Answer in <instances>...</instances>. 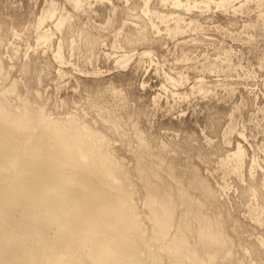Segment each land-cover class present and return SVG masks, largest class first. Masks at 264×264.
<instances>
[{
  "label": "rangeland",
  "instance_id": "obj_1",
  "mask_svg": "<svg viewBox=\"0 0 264 264\" xmlns=\"http://www.w3.org/2000/svg\"><path fill=\"white\" fill-rule=\"evenodd\" d=\"M146 1L81 0L75 7L66 0H0V87L13 78L23 84L13 65L47 63L33 89L48 117H76L84 126L78 132L87 123L103 130L94 143H110L120 155L117 169L121 160L141 180L143 193L130 189L126 201L144 220L155 262L264 264V0H236V11ZM51 5L54 16L38 25ZM164 15L162 22L157 16ZM177 15L182 32L171 35ZM60 16L67 20L57 30ZM144 24L155 41L127 45L126 34ZM42 30L51 36L46 44L37 40ZM58 44L60 62L53 58ZM122 55L131 56L125 66L117 64ZM18 93L12 105L22 103ZM160 148L173 156L172 171L158 160ZM161 210L174 212L171 224L152 231L151 219L163 222ZM172 240L183 243L177 252Z\"/></svg>",
  "mask_w": 264,
  "mask_h": 264
},
{
  "label": "bare ground",
  "instance_id": "obj_2",
  "mask_svg": "<svg viewBox=\"0 0 264 264\" xmlns=\"http://www.w3.org/2000/svg\"><path fill=\"white\" fill-rule=\"evenodd\" d=\"M66 1L75 7L81 3ZM171 1L175 8L183 6L187 11L208 10L211 3L224 11L238 10L233 4L236 0ZM54 13L51 5L38 19V25ZM157 17L162 22L166 19L165 15ZM173 19L175 23L167 31L177 35L182 32L180 17ZM66 20L65 16L57 18L55 28L60 30ZM150 25L155 26L153 22ZM69 31L70 25L66 32ZM148 33L149 26L144 24L142 30L127 33L125 43L131 46L155 41ZM50 38L48 30L37 33V40L43 44ZM3 42L5 38L0 35V49ZM150 54L151 51L141 53ZM53 58L62 61L60 44ZM130 58L122 55L117 64L125 66ZM4 65L0 57V70ZM46 65H13L11 68H17L23 84L13 78L5 88L0 87L1 93L9 94L7 97L0 93V264H158V251L152 250L142 230V216L133 213V205L126 201L133 198L130 189L143 193L141 180L121 160L118 165L126 171L125 175L114 173L122 172L114 164L120 157L118 150L105 140L94 143L95 139L105 137L103 130L87 123L86 130L78 132V128L84 129L80 119L48 117L45 100L33 89L34 80L45 74ZM18 92L23 99L15 106L11 99ZM115 108L120 111L123 104ZM97 114L104 117L106 112L99 108ZM97 148L102 154L96 153ZM233 156L240 161L242 150L237 148ZM157 157L172 171L173 156H167L160 148ZM153 173L158 174L159 167H153ZM123 181L128 183L125 189L120 187ZM146 182L157 186L148 178ZM157 212L163 222L151 219L155 224H150L152 231L154 227L171 224L174 214ZM185 236L190 238L191 234ZM182 246V242L174 240L169 245L173 252Z\"/></svg>",
  "mask_w": 264,
  "mask_h": 264
}]
</instances>
